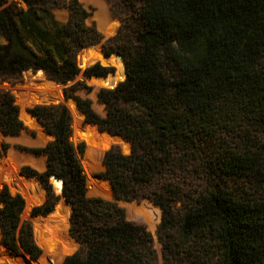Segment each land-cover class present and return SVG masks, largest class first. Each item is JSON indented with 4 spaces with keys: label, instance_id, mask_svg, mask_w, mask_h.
<instances>
[{
    "label": "trees",
    "instance_id": "1",
    "mask_svg": "<svg viewBox=\"0 0 264 264\" xmlns=\"http://www.w3.org/2000/svg\"><path fill=\"white\" fill-rule=\"evenodd\" d=\"M121 5L126 15L116 16L131 25V39L113 48V38L102 48L123 58L126 77L115 88L97 91L105 114L90 99L70 93L90 91L84 82L63 90L86 123L130 143L126 154L117 146L107 149L104 171L96 174L109 181L113 200L87 194V187L95 192L98 184L90 176L86 181L85 168L88 160L100 159L102 148L122 139L87 141L86 156L79 158L85 145L70 138L69 110L76 108L35 104L28 113L54 138L30 149L46 155L42 172L21 168L46 192L31 214L53 210L58 198L49 181L53 175L63 182L70 206L61 201L59 208L66 215L71 208L69 233L79 244L61 264H159L152 234L126 218L119 200H148L160 209L161 264H264V0H121ZM62 7L68 9L65 22L53 14ZM89 15L78 0H0V77L40 69L60 84L74 79L80 73L78 51L101 40L85 23ZM107 73L99 63L82 72L86 78ZM20 114L13 94L0 90V132L20 133ZM2 147L5 152L7 145ZM0 203L1 242L32 258L5 247L0 264H52L51 255L69 250L67 220L58 221L54 231L34 221L36 236L57 246L40 256L30 223L16 212L21 195L4 186ZM144 211L155 225L152 213Z\"/></svg>",
    "mask_w": 264,
    "mask_h": 264
},
{
    "label": "rangeland",
    "instance_id": "2",
    "mask_svg": "<svg viewBox=\"0 0 264 264\" xmlns=\"http://www.w3.org/2000/svg\"><path fill=\"white\" fill-rule=\"evenodd\" d=\"M78 2L81 3L83 5V7L88 12H90V15L86 18L85 23L87 25H93L95 27V29L101 35L100 42L97 44H94V45H100L102 47L104 43L115 38L117 43L113 41V43H116V45H111V46H113V48H117V46H122L123 44H126L131 39V33L129 32V31H131V28H130L131 25L130 26L122 25V21L116 16L117 12L121 13L122 15H126V13L123 11V8L121 5V0H86L87 3H84L81 0H78ZM20 5L23 7H26V5L22 2H20ZM95 12H96V17H98L99 21L102 22V24H103L104 28L107 30V32L112 33V31L115 30L114 33L110 34L107 37L104 36V34L98 29V25H97L96 20L93 19V15H95ZM53 14H54V17L57 21L65 22L68 18V9L66 7L54 9ZM114 55L120 56L116 52H112L111 57L106 59L103 57V55L98 50L97 51L95 50L94 52L92 51V57H91L90 61L87 62L84 60L81 63V66L83 67V66H87L88 64L94 65L96 63H99L100 65L107 67L108 73L109 74L115 73V75L114 76L109 75L108 78L105 80V85L107 83L108 86H112L117 80H121L124 77V73H123L124 67H123V63H122L123 58L120 56L122 58V60H121L119 57L114 56ZM76 57H77V55H76ZM76 60H77V58H76ZM77 64H78V62H77ZM79 68H80V73L78 75H76L74 77V79L69 80L66 84H60L59 83L60 87L58 86V88H59V90L62 91V90H64V88L71 86L76 81L84 82V84H86L87 86H89L91 88L90 91L87 92L84 89H76L74 91H71L70 93H72L74 95H79L82 98L90 99L92 102V107L94 108V110L98 114L103 116L105 114L104 106L98 102L97 94H96L97 91L99 90L97 88L96 84L100 80L94 79L93 76L90 78L84 77L82 72L85 68H81V67H79ZM36 75L38 76V79H35L33 81L26 80V75L24 72L17 78H6V79H4V78L0 77V90H8L13 94V96L15 98V103L19 106V114H20V110H21V114H20L19 118L21 117L22 122L24 124V129L21 130V132L18 134L4 135L0 132V159H4V158L9 157L10 153L17 154V157L15 159L16 161H14V162H16V163L18 162V165H15V163L11 161L9 166L12 167L13 169H15L16 175L23 180L32 179V178H34V176L26 178L25 174L21 173L22 167L26 166V167H29L35 171H38V172H42L46 168V155L35 153L33 151H30V149L42 147L46 143L53 140V138L51 136H48L49 134H47L44 131V127H42L38 124L40 122H37L34 117H32L30 114H28V112L25 111V109L27 110L28 108H30L32 106H28V107L26 106L27 108L25 107L24 109H22L23 107L18 102L19 99H18L17 93L15 92V90H13L14 87L19 85V83L23 82L24 80L26 81V83L23 85L32 83L33 87L35 86L36 88H37V86L43 87L46 85H52L50 82H48V80H46L44 78V76L42 74L37 73ZM67 98L68 99H66V101L62 100L59 103L64 104L66 107H67L66 104H72L76 108L75 111H72V110H69L67 107V109L69 110V112L72 116L73 140L72 139L71 140L75 145H77L79 142H83L85 145L84 152L83 153L78 152V156H79V154H81L82 155L81 158H85L86 150H87V141L91 142V143H99L102 141V139L103 140L106 139L107 141H109L110 137L111 138H117V139L119 138L118 135L107 134L104 131L99 132L95 126H93L90 123H86L84 121L85 116L80 114V111L78 110V108L76 107L74 102L71 100L73 97L68 96ZM76 117H78V121H77ZM40 133H42V134L46 133L47 134L44 141L42 142V144H38V145L33 144V141H35L38 138V136H42V135H40ZM22 135H25V137L21 138L20 136H22ZM42 137L44 138V136H42ZM22 139H24V140H22ZM118 142L117 143L110 142L108 145H106L104 148H102L101 152H103V153H102V156L100 157V159L88 160V162L90 163V166H89L90 168H85V170H86V173H85L86 181H87V177L90 176L98 184V187H97L98 190L95 192L90 191L89 188L87 187V189H88L87 194L88 195H90V196H102L108 200H113L112 192H111L110 185H109L108 181L105 179L99 178L96 174L104 171L102 159H103L104 152L109 147L117 146L123 153H125V154L129 153L130 145L125 141H120L121 143H118ZM3 144L7 145V149L5 152L3 151V147H2ZM21 157H27V158L29 157V160L22 161ZM30 158L32 160L35 159L36 162L34 163V161H32V160L30 161ZM9 166L8 165L4 166V168H6L5 171L8 170ZM36 181H37V186L35 188L29 189L28 192L31 196L42 197L43 202H44L45 198H46V192H45L44 188L42 187L41 183L39 182V180L37 179ZM10 182L3 184L0 187V191L2 190V188L4 186H7V188L9 189L11 194L18 193L23 198L24 197L23 194H21V192L17 189V187L15 186V183L12 181H10ZM54 185L59 191L60 185H61L60 182L55 181ZM64 199L65 198L63 197V195L58 196V198L56 199V201L53 205V210L50 213H48L45 218L40 217L41 215L33 216L31 214V210L33 207H32V205L29 204V202H27V200H25V198H23V204L16 207V212H17L20 220L21 221H28L32 227L34 242L36 243V245L41 250L40 256L42 255V252H44V250L55 249L57 246H53L50 248V246L45 244L41 239H39L36 236L35 224H37V223H35L34 221L39 219L40 222H42L43 224H47L48 227L51 228V230H53V231L59 230L60 228L58 227L57 222L58 221L59 222L66 221L67 215L65 214L64 210H62L61 211L62 215H60L59 219H57V218H54V215H52V213L56 209V207L58 206L59 201L60 200L64 201ZM117 203L119 206H121L124 209L125 216L128 220L133 221V222L138 223V224H142L146 227V229L148 231H150V233L152 234V236L154 238V246H155L156 251L158 253L159 264H161V260H162L161 259V243L158 241L157 234H156L158 224L160 223V220H161L160 209L157 206H155L153 203L149 202L148 200H142L141 202H135V201L126 202V201L119 200V201H117ZM66 204H68V203H66ZM180 205H181V202H178L177 206H180ZM0 206H2L1 203H0ZM23 206H24V210H23ZM35 206H38V205H35ZM144 209H146L152 213V215L154 216V219H155V225L152 224L150 218L148 217V215L144 211ZM68 212H69V210H68ZM48 216H50V218ZM68 232H69V224L67 227V233ZM0 242H1V234H0ZM2 248H5V246L0 244V249H2ZM22 251L23 250H20V251H18V253H21ZM67 252H65L60 257H56L53 254L49 257L48 261L52 264H61L62 263L61 261L64 258V256L67 254ZM14 255H17V254H14ZM27 257H30V255L27 254Z\"/></svg>",
    "mask_w": 264,
    "mask_h": 264
},
{
    "label": "bare ground",
    "instance_id": "3",
    "mask_svg": "<svg viewBox=\"0 0 264 264\" xmlns=\"http://www.w3.org/2000/svg\"><path fill=\"white\" fill-rule=\"evenodd\" d=\"M81 1H83L84 3H87L86 0H81ZM93 19L96 20L97 25H98V29L104 34L105 37H107L110 34L115 32V30H113L112 33L107 32V30L104 28L102 22L99 21L98 17H96V12H95V15H93ZM95 50L96 51L98 50L100 52V50L97 47H91L89 50V53H88V57L85 59V61H87V62L90 61V59L92 57V51L94 52ZM110 57H111V55L108 58H110ZM108 58H106V59H108ZM88 65H91V64H88ZM25 75H26V80H28V81H33L35 79H38L37 75L32 77V75L28 72H26ZM99 80L100 81L96 85H105V80H101V79H99ZM58 86H59L58 84H55L53 82L52 85H46L43 87L37 86V88H36L35 86L33 87L32 83H30V84H26V85H23V84L20 85L19 84L16 87H14L13 90H15V92L17 93V96L19 99L18 102L23 107L22 109H24L26 106H29L30 103H34V104L49 103V102L58 103V102L62 101L63 97L61 95V90H59ZM40 95L41 96L45 95V96L41 97ZM40 135L44 136V138L42 136H38V138L35 141H33V144H36V145L42 144V142L44 141L47 134L46 133L45 134L40 133ZM48 136H51L52 138H54L52 135H48ZM20 137L24 138L25 135H22ZM22 140H24V139H22ZM16 157H17V154L10 153L9 157L4 158V159H0V187L3 184L8 183L10 181L14 182L17 189L21 192V194H23V196H24L23 198H25V200H27V202H29L30 205H33L35 203V201L42 199V197H40V196H31L28 192L29 189L35 188L37 186V181L34 178L23 180L16 175L15 169H13L12 167L9 166L11 161L12 162L16 161L15 160ZM21 158H22L21 159L22 161L29 160V157L28 158L27 157H21ZM31 160L32 159L30 158V161ZM32 161H34V163L36 162L35 159ZM14 163H15V165H18V162L17 163L14 162ZM5 165L9 166L7 171H5L6 170V168H4ZM60 188H61V185H60Z\"/></svg>",
    "mask_w": 264,
    "mask_h": 264
},
{
    "label": "water",
    "instance_id": "4",
    "mask_svg": "<svg viewBox=\"0 0 264 264\" xmlns=\"http://www.w3.org/2000/svg\"><path fill=\"white\" fill-rule=\"evenodd\" d=\"M91 47H97L99 50H100V52L102 53V55L105 57V58H108L110 55H106L105 54V52L103 51V49H102V47L100 46V45H90V46H87V47H84V48H82V49H80L79 50V52H78V54H77V62H78V66L79 67H81V68H87V67H90V66H92V64L91 65H87V66H81V63L88 57V53H89V50H90V48ZM115 56H118V55H115ZM121 60H122V58L120 57V56H118ZM122 62H123V60H122ZM102 66V65H101ZM104 67V66H103ZM123 67H124V77L121 79V80H117L112 86H108L107 85V83H106V85H97V88L98 89H101V88H108V89H112V88H115L120 82H122L124 79H125V77H126V72H125V64H124V62H123ZM26 72H28V73H30L31 75H32V77H34L38 72H41L42 73V75L44 76V78L46 79V80H49V81H51V82H54L55 84H58L59 85V83H57L56 81H53V80H51V79H49L48 77H47V75L44 73V71L43 70H33V69H28V70H26V71H24V73H26ZM109 75H111V76H114L115 75V73H107L106 74V76H104V77H101V76H93V78L94 79H101V80H106L107 78H108V76ZM26 81L24 80L23 82H20L19 84L21 85V84H24ZM60 86V85H59ZM61 95H62V97H63V101H66V99H68L65 95H64V92H63V90L61 91ZM41 96V95H40ZM43 96H45V95H43ZM43 96H41V97H43ZM73 102H74V104L76 105V107L78 108V106H77V103H76V101L72 98L71 99ZM49 103H51V102H49ZM59 103V102H58ZM33 105H35L34 103H30L29 104V106H33ZM28 107V106H27ZM26 107V108H27ZM79 109V108H78ZM25 111L26 112H28L26 109H25ZM29 114V113H28ZM31 115V114H30ZM32 116V115H31ZM38 122H39V120L36 118V117H34ZM42 127H43V125L41 124V123H39ZM90 124H92V123H90ZM93 126H95L96 127V129L100 132V131H103V130H101L96 124H92ZM105 133H107V134H110L109 132H107V131H104ZM112 135V134H111ZM119 136V135H118ZM72 137H73V132L71 133V136H70V138L72 139ZM121 139H122V141H125L121 136H119ZM125 142H127V141H125ZM129 145H130V143L129 142H127ZM110 148V147H109ZM108 148V149H109ZM129 151H130V149H129ZM79 157L81 158L82 157V155L81 154H79ZM25 177L26 178H28V176H26L25 175ZM34 179H36L37 180V178L36 177H34ZM49 181H50V184H51V186H52V189H53V191H54V193H55V195L56 196H62V187H63V182H62V180L61 179H58V178H56L55 176H50V178H49ZM55 181H60V183H61V188L59 189V191H58V189L55 187V185H54V182ZM108 181V180H107ZM108 183H109V181H108ZM109 185H110V183H109ZM110 189H111V185H110ZM111 192H112V189H111ZM113 198V197H112ZM42 202H43V199H39V200H37V201H35V203L32 205V207H34L35 205H41L42 204ZM60 202H61V200L59 201V204H58V206L56 207V209L53 211V213H52V215H54V218H57V219H59V217H60V215H62V213H61V211H60V208H59V206H60ZM64 202L66 203V201H65V199H64ZM69 205V204H68ZM70 206V205H69ZM31 207V208H32ZM70 212H71V208L69 209V212H68V214H67V217H66V220H67V222H68V224H69V218H70ZM40 217H42V218H45L46 216H40ZM49 218H50V216H48ZM68 235H69V238L72 240V242H71V246H70V248H69V250H68V252H67V254L64 256V257H66V256H68V255H71L72 253H74L78 248H79V244L71 237V235H70V233L68 232ZM0 244H2V245H4L2 242H0ZM9 251H10V253H12V254H20V255H27L24 251H22L21 253H18V252H14L13 250H11L10 248H8L6 245H4ZM30 258V257H29ZM30 259H32V258H30ZM64 259V258H63ZM33 260H37V259H33Z\"/></svg>",
    "mask_w": 264,
    "mask_h": 264
}]
</instances>
